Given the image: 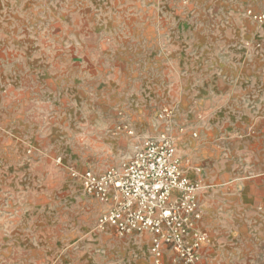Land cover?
Here are the masks:
<instances>
[{
	"label": "rangeland",
	"instance_id": "1",
	"mask_svg": "<svg viewBox=\"0 0 264 264\" xmlns=\"http://www.w3.org/2000/svg\"><path fill=\"white\" fill-rule=\"evenodd\" d=\"M161 134L215 196L208 259L264 264V0H0V264H152L73 171Z\"/></svg>",
	"mask_w": 264,
	"mask_h": 264
},
{
	"label": "built area",
	"instance_id": "2",
	"mask_svg": "<svg viewBox=\"0 0 264 264\" xmlns=\"http://www.w3.org/2000/svg\"><path fill=\"white\" fill-rule=\"evenodd\" d=\"M73 175L87 195L105 204L99 227L150 234L152 264H164L166 249L183 264H205L202 248L210 236L199 227L202 186L187 174L174 137H148L120 166H87Z\"/></svg>",
	"mask_w": 264,
	"mask_h": 264
},
{
	"label": "crops",
	"instance_id": "3",
	"mask_svg": "<svg viewBox=\"0 0 264 264\" xmlns=\"http://www.w3.org/2000/svg\"><path fill=\"white\" fill-rule=\"evenodd\" d=\"M177 143H178V141L176 142V144ZM199 200L201 203V211H202V218L199 221V227L207 230L211 236L210 230H208V228H206L204 226V222H206L207 224L212 223L211 219L213 218V215H211V210L213 209V206L215 205L216 199H215V196L213 193L209 194L208 189H202V191L199 194ZM101 208H104V206L100 205V209ZM213 243H214V239L210 238V240L203 245L202 255H203L204 261H206L205 264H215L216 263V261H214L215 259H211V260L208 259V256H210V254H211L210 252L212 251L211 247H212ZM149 248H150V246H149ZM167 252H171L170 256L175 257V254L173 253L172 250L166 249L165 254ZM208 252H209V254H208ZM206 255H207V258H206Z\"/></svg>",
	"mask_w": 264,
	"mask_h": 264
}]
</instances>
